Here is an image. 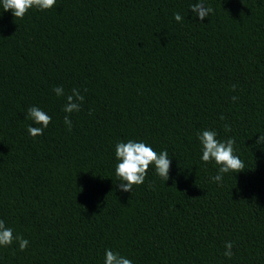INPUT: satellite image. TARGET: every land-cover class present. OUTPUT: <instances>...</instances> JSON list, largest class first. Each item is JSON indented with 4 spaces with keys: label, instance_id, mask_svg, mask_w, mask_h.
Segmentation results:
<instances>
[{
    "label": "trees",
    "instance_id": "trees-1",
    "mask_svg": "<svg viewBox=\"0 0 264 264\" xmlns=\"http://www.w3.org/2000/svg\"><path fill=\"white\" fill-rule=\"evenodd\" d=\"M196 2L56 0L16 19L0 0V220L29 241L0 246V264H104L106 249L132 264H264V0H203V21ZM73 88L84 101L66 113ZM32 106L51 117L37 137ZM203 130L234 138L245 170L214 182ZM128 140L168 152L166 182L150 166L119 190Z\"/></svg>",
    "mask_w": 264,
    "mask_h": 264
},
{
    "label": "clouds",
    "instance_id": "clouds-1",
    "mask_svg": "<svg viewBox=\"0 0 264 264\" xmlns=\"http://www.w3.org/2000/svg\"><path fill=\"white\" fill-rule=\"evenodd\" d=\"M56 0H2L3 11L13 13L14 18L23 19L28 11L32 8L41 11L51 9L55 6ZM192 12L203 21L213 9L205 6L203 0H197L196 3L190 5ZM174 19L177 22H182L183 17L179 13L174 14ZM235 90V85H233ZM58 97L65 96L63 87L53 89ZM66 103L63 111L66 113L79 112L81 104L84 101V96L80 94L78 89L73 88L71 94L66 95ZM237 99L233 97V100ZM27 117L34 124L40 127H28V132L31 136L37 137L43 135L44 129L51 122V117L41 109L32 106L27 110ZM221 120L225 117L221 115ZM64 123L71 130L72 122L69 116L64 117ZM225 131H231L229 125H225ZM198 139L202 145L201 160L205 163L215 162L219 166L217 175L211 179L216 183H221L223 174L234 172L239 173L245 170L244 162L239 156L234 154V138H229L227 141L217 139V133L213 130H203L198 133ZM264 142V136H259L257 144ZM115 157L118 161L115 167V174L118 178L119 190L123 192H131L133 186H140L145 182L150 166H154L156 174L165 182L169 179L170 158L167 151H162L159 154L152 147L144 142H135L128 140L127 142H118L115 145ZM19 244V250L24 251L29 245V241L23 236L14 235L13 230L5 225L3 220H0V246L9 247L13 242ZM224 256L231 258L233 256V242H225ZM104 264H132L128 258L121 256L119 253H114L110 249L105 250Z\"/></svg>",
    "mask_w": 264,
    "mask_h": 264
}]
</instances>
